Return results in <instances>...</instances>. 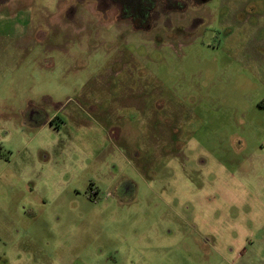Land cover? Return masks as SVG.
Instances as JSON below:
<instances>
[{
	"label": "rangeland",
	"instance_id": "374dc122",
	"mask_svg": "<svg viewBox=\"0 0 264 264\" xmlns=\"http://www.w3.org/2000/svg\"><path fill=\"white\" fill-rule=\"evenodd\" d=\"M126 1L0 0V264H259L264 0Z\"/></svg>",
	"mask_w": 264,
	"mask_h": 264
},
{
	"label": "crops",
	"instance_id": "0c3cea01",
	"mask_svg": "<svg viewBox=\"0 0 264 264\" xmlns=\"http://www.w3.org/2000/svg\"><path fill=\"white\" fill-rule=\"evenodd\" d=\"M257 159H259V157H257ZM250 164V163H249ZM245 169V170H244ZM243 169V173L245 174V176L247 175L246 172V168ZM250 174V173H249ZM249 181V175L247 177L243 178V182L247 183ZM260 195V194H257ZM260 201H262V199L259 197L258 198ZM264 214V213H263ZM263 217V215H262ZM261 217L258 220H255L251 223L250 226H252L250 231V240L247 242V247L248 248H260L263 250V253L261 255V260H259V264H264V219L260 220ZM256 233H259L258 235ZM253 237H255L253 240H251ZM251 259L248 260V262L246 264H250Z\"/></svg>",
	"mask_w": 264,
	"mask_h": 264
},
{
	"label": "flooded vegetation",
	"instance_id": "af4514ba",
	"mask_svg": "<svg viewBox=\"0 0 264 264\" xmlns=\"http://www.w3.org/2000/svg\"><path fill=\"white\" fill-rule=\"evenodd\" d=\"M133 1V3L131 2L130 7L132 8V16L133 18L137 17V15L139 14L140 17H142V15L144 16L145 14H148V8H145V10L143 9L141 12H139V6H138V0H131ZM208 0H200V3H206ZM135 2V3H134ZM152 2H154V0H152ZM125 3H129V2H125L124 0V5ZM122 6V2H120V9H121V13H123V10H126V7H121ZM126 6V5H125Z\"/></svg>",
	"mask_w": 264,
	"mask_h": 264
}]
</instances>
